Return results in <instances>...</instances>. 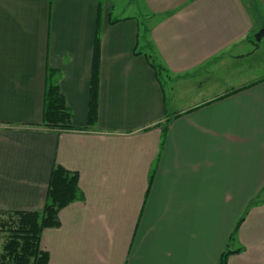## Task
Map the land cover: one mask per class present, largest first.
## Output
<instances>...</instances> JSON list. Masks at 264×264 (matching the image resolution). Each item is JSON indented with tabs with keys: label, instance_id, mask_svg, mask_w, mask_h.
I'll return each instance as SVG.
<instances>
[{
	"label": "crops",
	"instance_id": "crops-1",
	"mask_svg": "<svg viewBox=\"0 0 264 264\" xmlns=\"http://www.w3.org/2000/svg\"><path fill=\"white\" fill-rule=\"evenodd\" d=\"M103 1L0 0V210L43 208L61 164L85 197L44 229L47 264H264V0H138L116 23ZM49 68L80 129L41 125Z\"/></svg>",
	"mask_w": 264,
	"mask_h": 264
},
{
	"label": "trees",
	"instance_id": "trees-1",
	"mask_svg": "<svg viewBox=\"0 0 264 264\" xmlns=\"http://www.w3.org/2000/svg\"><path fill=\"white\" fill-rule=\"evenodd\" d=\"M103 3L104 1L101 0L99 18L102 15ZM118 21L119 19H110V23ZM143 30V37L149 38L147 27ZM101 34L102 28L99 24L94 44L88 125L81 127L84 129L95 126L98 122ZM246 39L256 46L260 43L255 39V32L248 35ZM151 45L150 40H148L147 47ZM135 53L140 54L142 52L136 51ZM144 55L147 57L150 66L157 75L158 81L162 85L164 83L162 74L163 72H168L167 66L150 49ZM61 77L62 73L58 69H48L41 125L50 129H80V127L73 123V111L61 89ZM84 197L80 186V173L67 169L61 164H55L51 173L48 194L43 208L35 211L0 210V231L4 235L0 264H47L49 254L41 248L40 244L44 229L59 226V212L72 202L81 200ZM234 252L232 250L224 251L218 264H227L230 255Z\"/></svg>",
	"mask_w": 264,
	"mask_h": 264
},
{
	"label": "rangeland",
	"instance_id": "rangeland-1",
	"mask_svg": "<svg viewBox=\"0 0 264 264\" xmlns=\"http://www.w3.org/2000/svg\"><path fill=\"white\" fill-rule=\"evenodd\" d=\"M111 9V14L113 16V18H111L112 20H115L114 18H124L127 16H139V18H143L144 16L141 14L146 13V7L143 3L138 4V0H112ZM259 44H261V52L264 53V38ZM140 45L142 49L145 48L143 41H141ZM262 67V70H264V65H262ZM162 77L164 80L167 79L166 72H163ZM2 242L3 240L0 239V251L2 250ZM230 248H235V246L233 245Z\"/></svg>",
	"mask_w": 264,
	"mask_h": 264
},
{
	"label": "water",
	"instance_id": "water-1",
	"mask_svg": "<svg viewBox=\"0 0 264 264\" xmlns=\"http://www.w3.org/2000/svg\"><path fill=\"white\" fill-rule=\"evenodd\" d=\"M264 38V26L255 33V39L260 42Z\"/></svg>",
	"mask_w": 264,
	"mask_h": 264
}]
</instances>
